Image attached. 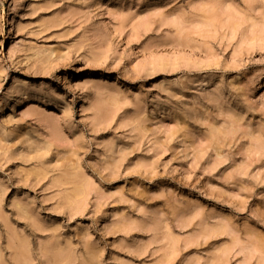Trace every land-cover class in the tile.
Returning a JSON list of instances; mask_svg holds the SVG:
<instances>
[{
	"label": "rangeland",
	"instance_id": "obj_1",
	"mask_svg": "<svg viewBox=\"0 0 264 264\" xmlns=\"http://www.w3.org/2000/svg\"><path fill=\"white\" fill-rule=\"evenodd\" d=\"M18 3L0 264H264V0Z\"/></svg>",
	"mask_w": 264,
	"mask_h": 264
},
{
	"label": "bare ground",
	"instance_id": "obj_2",
	"mask_svg": "<svg viewBox=\"0 0 264 264\" xmlns=\"http://www.w3.org/2000/svg\"><path fill=\"white\" fill-rule=\"evenodd\" d=\"M26 1L27 0H19V3L15 8V13H18L23 8V5L26 3ZM22 103H23V99L17 96V98L13 101V103L5 106V108L7 109V113L12 114L14 112H18Z\"/></svg>",
	"mask_w": 264,
	"mask_h": 264
}]
</instances>
